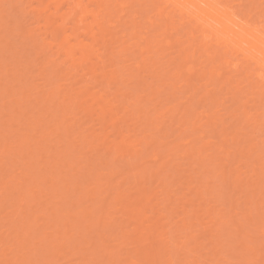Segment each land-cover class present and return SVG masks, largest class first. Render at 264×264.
I'll list each match as a JSON object with an SVG mask.
<instances>
[{
  "label": "bare ground",
  "instance_id": "6f19581e",
  "mask_svg": "<svg viewBox=\"0 0 264 264\" xmlns=\"http://www.w3.org/2000/svg\"><path fill=\"white\" fill-rule=\"evenodd\" d=\"M262 17L264 0H0V116L23 121L9 143L0 126V264H264Z\"/></svg>",
  "mask_w": 264,
  "mask_h": 264
},
{
  "label": "rangeland",
  "instance_id": "374dc122",
  "mask_svg": "<svg viewBox=\"0 0 264 264\" xmlns=\"http://www.w3.org/2000/svg\"><path fill=\"white\" fill-rule=\"evenodd\" d=\"M127 63H129V62H127ZM128 66V65H127ZM129 72H127V74H128ZM143 80H146V82H148V83H150V82H152V80L151 79H146V78H144ZM34 82H36V84L38 85V83L40 84V81L38 82V81H34ZM121 92V91H120ZM122 92H123V90H122ZM129 112V111H128ZM131 112H129V114H130ZM2 116H0V126H1V123H3L4 124V129L3 130H5L4 132H5V135H6V137H9V139H7L8 140V143H9V141H13L14 140V137H15V135H17L16 133H18V132H16V130L19 128V127H21V125L20 124H23L22 122V120H20V123L18 124V122H14V123H16V124H14L11 120H7V121H5V117L4 118H1ZM127 117H128V115H127ZM25 120V119H24ZM211 124V121H209V125ZM17 125H18V127H17ZM20 125V126H19ZM212 125V124H211ZM23 126V125H22ZM0 130H2L1 129V127H0ZM3 130H2V132H3ZM171 131H174V132H176L175 134L177 135L178 134V131H177V128H175V127H173L172 129H171ZM3 132V133H4ZM227 132H229V131H227ZM19 133L20 134H22V133H26V131H19ZM180 133V132H179ZM182 134H185L184 132L182 133ZM216 134H218V133H216ZM5 135H3L2 133L0 134V139H3L4 138V136ZM215 141H217V140H215ZM174 144H176V142L174 141L173 142ZM13 146V145H12ZM12 146H10V147H12ZM10 147H8V149L10 148ZM13 148V147H12ZM3 155V151L2 150H0V161H1V159H2V156ZM11 160H13V159H11ZM11 160H9L8 161V168H15L16 166H17V164H18V162H16V160H13V161H11ZM27 162V161H26ZM185 162H187V160L185 161ZM78 172H76V171H74V172H72V174H77ZM129 181H131V180H129ZM118 182H119V180H118ZM128 182V181H127ZM39 182H37V184H38ZM130 183V182H129ZM49 186V185H48ZM125 187V186H124ZM127 187H129V184H127ZM37 190H40V188L38 187L37 189H36V191ZM39 195H40V193H39ZM41 195H43V193L41 194ZM36 197V199L33 201L34 203H37V202H39L40 200L39 199H37L38 197H37V195L35 196ZM47 205V204H46ZM7 207V206H6ZM43 207H45V205L43 204ZM50 207V206H49ZM7 209L8 208H6L5 209V211H7ZM44 209V208H43ZM45 209H47V207L45 208ZM5 211L3 212V213H5ZM8 211H9V209H8ZM49 212H51V211H49ZM2 213V214H3ZM1 214V215H2ZM4 215V214H3ZM6 215H7V213H6ZM5 215V216H6ZM2 217V216H1ZM38 224H40L41 225V222L40 223H38ZM3 229V230H2ZM131 229V228H130ZM1 230L3 231H1V233L3 234L5 231H6V228H5V230H4V228H1ZM50 231V230H49ZM9 232H6L5 233V235H7ZM4 236V235H3ZM249 241L251 242L252 241V243H251V246H253V247H255V248H262V247H264V239L261 237V234H259V233H257V232H255V231H251L250 232V235H249ZM2 242V241H1ZM0 242V243H1ZM2 244V243H1ZM5 244V243H4ZM3 244V245H4ZM1 247V246H0ZM4 247H6V246H4ZM3 246H2V250L1 251H3V248H4ZM9 248H11V247H9ZM14 248H15V246H14ZM127 248H128V250H132V248H133V246H131V245H129V244H127ZM232 248H234V246L232 247ZM8 249V248H7ZM7 249H4V251L6 250V251H8ZM12 249H13V247H12ZM64 249H66L67 250V248H63L62 250H64ZM61 250V249H60ZM256 250V249H255ZM65 251V250H64ZM64 251H60V252H63V255L65 254L64 253ZM67 251H69V250H67ZM67 251H66V253H67ZM59 252V253H60ZM4 253H6V252H4ZM3 253V254H4ZM8 254H6L7 255V258H8V256L10 255L9 253H10V251H8L7 252ZM131 253V255L130 256H133V251L132 252H130ZM69 254L71 255V257L72 256H74V255H72V253H70V251H69V253L67 254V258L68 259H65V258H59V260L57 259V258H53L54 260H56L57 259V264H67V262H68V260H71V262L74 260V259H76V256H74V258H72L71 259V257H69ZM85 254V253H84ZM250 254H252V253H249V256H250ZM253 254H255L256 256L254 257L255 259H258V258H260L261 260H260V262H263L264 261V256H262V257H259V256H257L258 255V252H255V253H253ZM259 254H261L260 252H259ZM0 255H1V253H0ZM58 256H62V253L59 255V254H57ZM56 255V256H57ZM66 255V254H65ZM65 255H64V257H65ZM263 255V254H262ZM57 256V257H58ZM63 257V256H62ZM10 258H11V255H10ZM251 258V257H250ZM52 259V260H53ZM65 259V260H64ZM252 259V258H251ZM250 259V260H251ZM75 261H73L72 263H74ZM68 264H69V262H68ZM128 264H129V262H128Z\"/></svg>",
  "mask_w": 264,
  "mask_h": 264
},
{
  "label": "snow or ice",
  "instance_id": "6c2138e0",
  "mask_svg": "<svg viewBox=\"0 0 264 264\" xmlns=\"http://www.w3.org/2000/svg\"><path fill=\"white\" fill-rule=\"evenodd\" d=\"M261 23H262V25H264V17H262Z\"/></svg>",
  "mask_w": 264,
  "mask_h": 264
}]
</instances>
